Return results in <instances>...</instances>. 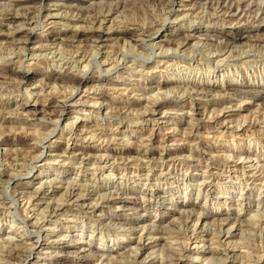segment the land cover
I'll use <instances>...</instances> for the list:
<instances>
[{
	"label": "rangeland",
	"instance_id": "1",
	"mask_svg": "<svg viewBox=\"0 0 264 264\" xmlns=\"http://www.w3.org/2000/svg\"><path fill=\"white\" fill-rule=\"evenodd\" d=\"M0 4V264H264V0Z\"/></svg>",
	"mask_w": 264,
	"mask_h": 264
},
{
	"label": "bare ground",
	"instance_id": "2",
	"mask_svg": "<svg viewBox=\"0 0 264 264\" xmlns=\"http://www.w3.org/2000/svg\"><path fill=\"white\" fill-rule=\"evenodd\" d=\"M13 1H15V0H13ZM16 1H17V0H16ZM39 1H40V0H39ZM165 1H167L169 5L173 4V2H174V0H165ZM225 1H226V0H225ZM42 2H43V1H42ZM210 2H211V1H210ZM218 2H219V1H218ZM260 2H261V1H260ZM19 3H20V2H19ZM19 3H18V4H19ZM55 3H56V2H55ZM204 3H205V2H204ZM213 3H215V2H213ZM225 3H226V2H225ZM92 4H93V3H92ZM192 4H193V3H192ZM260 4H261V3H260ZM0 5H1V4H0ZM22 5H23V4H22ZM47 5H48V4H47ZM211 5H212V4H211ZM15 6H16V5H15ZM27 6H28V5H27ZM202 6H203V5H202ZM215 6H218V5H215ZM219 6H220V5H219ZM223 6H224V5H223ZM29 7H30V6H29ZM210 7H211V6H210ZM224 7H225V6H224ZM224 7H223V8H224ZM248 7H249V6H248ZM257 7H258V6H257ZM7 8H8V7H7ZM204 8H205V7H204ZM227 8H228V7H227ZM232 8H233V7H232ZM218 9H219V8H218ZM4 10H5V9H4ZM22 10H23V9H22ZM28 10H30V9H28ZM69 10H70V9H69ZM224 10H225V8H224ZM224 10H223V12H224ZM262 10H263V9H262ZM97 11H98V10H97ZM225 11H226V10H225ZM227 11H228V10H227ZM0 12H1V11H0ZM2 12H3V11H2ZM2 12H1V13H2ZM13 12H15V9H13ZM13 12H12V13H13ZM24 12H25V11H24ZM26 12H27V13H30L29 11H26ZM223 12H222V13H223ZM258 12H259V11H258ZM27 13H26V14H27ZM107 13H108V12H107ZM222 13H221V14H222ZM224 13H225V12H224ZM248 13H249V12H248ZM186 14H187V13H186ZM193 14H194V13H193ZM5 15H6V17L9 19L10 22H13V20L16 19V17H14L15 15H11V14H8V13L5 14ZM29 15H30V14H29ZM231 15H232V14H231ZM256 15H257V14H256ZM2 16H3V15H2ZM35 16H36V15H35ZM221 16H222V15H221ZM259 16H260V15H259ZM24 17H25V16H24ZM27 17H28V16H27ZM29 18H30V19H29V22H30L31 17L29 16ZM95 18H96V17H95ZM216 18H217V17H216ZM228 21H229V20H228ZM234 21H235V20H234ZM236 21H237V20H236ZM100 23H101V22H100ZM100 23H99V24H100ZM24 26H25V25H24ZM100 27H101V26H100ZM28 28H29V27H28ZM78 31H79V30H78ZM78 31L76 30L77 34H78ZM148 31H149V29H148ZM79 33H80V32H79ZM150 33H151V32H150ZM72 35H74V34H72ZM88 35H89V37L93 36V35H92V32H91V33H86V34H80L79 37H82V38H83V37H86V36H87V38H88ZM187 35H188V34H187ZM196 35H197V34H196ZM24 36H25V35H24ZM102 36H103V34H101V33L95 35L96 40H98V39L100 40V39L102 38ZM205 36H206V35H205ZM217 36H218V35H217ZM191 37H192V36H191ZM195 37H196V36H195ZM210 37H211V36H210ZM222 37H223V36H222ZM120 38H121V37H120ZM192 38H193V37H192ZM224 38H225V37H224ZM232 38H233V39H239V40H240L241 38H244V37L241 36V35L238 36V35L236 34V35H233ZM80 39H81V38H80ZM93 39H94V38H93ZM115 39H116V38H115ZM143 39H144V38H143ZM212 39H213V38H212ZM22 40H23L24 43H25V41H26V42H29V43L33 41V40H32V37H30L29 35H28V37H27V35H26V39H22ZM24 40H25V41H24ZM73 40H74V39H73ZM184 40H185V38H184ZM198 41H199V40H198ZM218 42H219V41H218ZM174 43H175V42H174ZM179 43H180V42H179ZM141 44H142V43H141ZM216 44H217V43H216ZM197 45H198V44H197ZM34 46H35V45H34ZM49 46H50V45H49ZM209 46H210V45H209ZM178 47H179V46H178ZM178 47H177V48H178ZM191 47H192V46H191ZM160 48H161V47H160ZM167 48H168V47H167ZM196 49H197V48H196ZM200 50H201V49H200ZM202 50H203V49H202ZM215 50H216V49H215ZM215 52H216V51H215ZM244 52H245V51H244ZM23 53H24V52H23ZM58 53H59V52H58ZM176 53H177V52H176ZM209 54H210V53H209ZM92 55H93V54H92ZM208 56H209V55H208ZM203 57H204V56H203ZM205 58H206V57H205ZM88 62H89V61H88ZM222 62H223V61H222ZM158 64H159V63H158ZM185 65H186V64H185ZM188 67H189V66H188ZM23 77H26V75H24ZM130 77H131V76H130ZM52 86H53V85H52ZM64 100H65V99H64ZM97 104H98V103H97ZM64 110H65V109H64ZM35 111H37V110L35 109ZM145 112H146V111H145ZM61 116H62V115H61ZM73 125H74V124H73ZM56 126H57V125H56ZM71 126H72V125H71ZM54 131H55V130H54ZM71 146H72V145H71ZM66 149H67V148H66ZM81 165H82V164H81ZM162 165H163V164H162ZM108 174H109V173H108ZM147 174H148V173H147ZM179 174H180V173H179ZM262 182H263V181H262ZM48 183H49V182H48ZM57 183H58V182H57ZM41 186H42V185H41ZM41 186H40V187H41ZM71 190H72V189H71ZM79 190H80V189H79ZM205 191H206V190H205ZM61 193H62V192H61ZM240 193H241V192H240ZM35 194H36V193H35ZM241 194H242V193H241ZM46 197H47V196H46ZM73 199H75V198H73ZM75 200H76V199H75ZM103 201H104V200H103ZM68 203H69V202H68ZM261 204H262V203H261ZM87 206H88V205H87ZM115 210H116V209H115ZM53 213H54V212H53ZM101 215H102V214H101ZM198 221H199V220H198ZM210 221H211V220H210ZM195 222H196V221H195ZM196 224H197V223H196ZM194 225H195V224H194ZM240 232H241V231H240ZM228 233H229V232H228ZM63 235H64V234H63ZM226 235H227V234H226ZM5 237H6V236H5ZM243 237H244V236H243ZM249 237H250V236H249ZM167 240H168V239H167ZM34 244H35V243H34ZM32 245H33V244H32ZM35 245H36V244H35ZM253 245H254V244H253ZM160 250H161V249H160ZM75 254H76V253H75ZM164 263H165V262H164ZM229 263H230V262H229Z\"/></svg>",
	"mask_w": 264,
	"mask_h": 264
}]
</instances>
